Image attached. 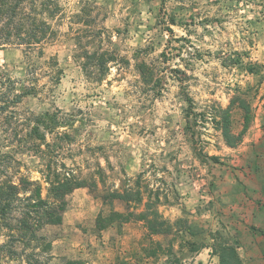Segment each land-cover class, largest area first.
<instances>
[{"label": "rangeland", "instance_id": "obj_1", "mask_svg": "<svg viewBox=\"0 0 264 264\" xmlns=\"http://www.w3.org/2000/svg\"><path fill=\"white\" fill-rule=\"evenodd\" d=\"M57 1L43 53L0 47V73L37 89L0 115V180H35L50 199L34 151L45 144L27 136L37 115L52 128V159L97 187L74 189L62 222L39 231L50 249L0 248V264H27L28 254L31 264H220L218 244L264 264V0ZM83 46L115 57L102 79L81 68ZM225 109L235 145L224 137ZM137 186L158 194L170 233L136 220L100 228V213L144 208L103 204L102 194Z\"/></svg>", "mask_w": 264, "mask_h": 264}, {"label": "trees", "instance_id": "obj_2", "mask_svg": "<svg viewBox=\"0 0 264 264\" xmlns=\"http://www.w3.org/2000/svg\"><path fill=\"white\" fill-rule=\"evenodd\" d=\"M59 10L60 6L57 0H0V47L17 45L22 46L27 55L34 50L43 53L42 45L56 35L51 20L59 13ZM76 17L78 21L88 24L85 16L76 14ZM90 39H93L91 41L93 42L95 35ZM77 57L81 59L80 66L88 78L91 77L89 66L93 65L101 72L99 79H102L103 73L107 70L106 63L115 58L112 54L104 51L89 52L85 46L80 49ZM54 63L56 65L57 62ZM60 71L61 69L58 70L56 78H59ZM141 71L144 74L146 70L142 68ZM17 83L18 81L14 78L0 73V115L10 112V108L18 104L24 96L37 92L36 86L32 82L29 85L21 84V89L16 88ZM226 110L223 115L224 137L228 144L235 145L232 139H239L240 136L235 137L230 133ZM32 120L33 123H31ZM41 127L44 131L41 130ZM45 130L50 132L52 128L43 116L34 115L30 118V130L27 136L30 140L38 139L41 144H45L44 149H41L38 144L35 145L34 151L46 161L43 175L49 184L48 196L50 199L46 200L41 197V187L35 180L26 177L19 178L18 182L8 178L0 180V231L4 230L7 236V240L0 244V248L7 247L4 250L10 256L17 254L14 248L17 243L22 246L35 245L43 251L50 249L51 243L46 241L45 236L39 231L45 225L62 222V212L66 205L65 197L74 189L85 186L92 189L97 187L94 178L89 181L79 177L67 170L63 163L57 164L52 159L49 150L50 143L45 140ZM59 135L60 138L69 137L66 132ZM3 157L5 158V156ZM138 178L136 183L140 184ZM145 192L148 193L146 201L143 202ZM101 199L103 204H112L114 200H122L126 204L133 203V207L141 203L144 205L143 210L139 212L133 210L111 211L107 218L100 213L98 223L102 229L114 222L122 224L136 220L142 221L149 234L171 232L172 224L168 223L155 208L159 201L158 194L147 186H143V188L128 187L121 192L118 189L107 191L102 194ZM177 222H181V219H178ZM198 247L205 246L202 244ZM216 250H218L216 252L220 257V264H243L235 247L230 244L220 246L218 244ZM30 257V254L25 255L27 264H31ZM73 263V261H67V264Z\"/></svg>", "mask_w": 264, "mask_h": 264}]
</instances>
